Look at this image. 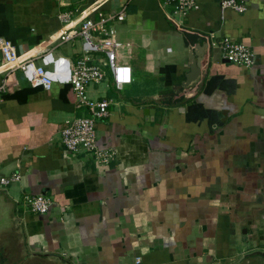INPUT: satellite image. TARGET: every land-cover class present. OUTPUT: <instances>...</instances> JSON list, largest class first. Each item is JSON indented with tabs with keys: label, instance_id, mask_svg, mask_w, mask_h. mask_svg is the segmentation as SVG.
<instances>
[{
	"label": "crops",
	"instance_id": "crops-1",
	"mask_svg": "<svg viewBox=\"0 0 264 264\" xmlns=\"http://www.w3.org/2000/svg\"><path fill=\"white\" fill-rule=\"evenodd\" d=\"M90 1L0 0V37L31 54L57 12ZM219 1L196 0L182 18L160 0L127 2L114 29L132 80L117 91L105 68L87 88L113 100L95 122L97 146L114 151L107 164L60 142L63 120L87 114L68 84L0 69V177L20 174L0 186V264H264L251 254L264 251V0H237L241 13ZM222 35L249 48L248 67L220 57L211 41ZM192 50L203 52L198 80L164 95ZM33 194L55 205L33 213Z\"/></svg>",
	"mask_w": 264,
	"mask_h": 264
},
{
	"label": "built area",
	"instance_id": "built-area-1",
	"mask_svg": "<svg viewBox=\"0 0 264 264\" xmlns=\"http://www.w3.org/2000/svg\"><path fill=\"white\" fill-rule=\"evenodd\" d=\"M129 0H92L77 8H68L56 13L58 28L46 40L37 43L36 52L26 54L9 40L0 37L1 71L18 70L31 86H45L54 81L68 84L73 92L74 106L84 108L86 115L63 120L59 130L62 146L71 152L84 151L93 155L100 164H107L114 158L111 148H100L96 144L95 122L109 115L110 97L91 98L87 88L99 84L105 78L104 69L109 73L111 86L121 90L131 80L129 64L117 58L122 43L115 38L114 24L119 22ZM170 6L179 17L198 8L196 0H160ZM220 9H231L237 13L245 10V5L237 0H220ZM212 39V34L209 36ZM79 44L76 57L72 60L54 54L56 46ZM217 45L220 57L227 62L248 67L251 64L249 48L232 36L222 35L211 41ZM4 82L0 92H4ZM20 174L13 172L0 177V186L18 181ZM24 202L29 211L36 214L48 212L55 201L43 194L26 195Z\"/></svg>",
	"mask_w": 264,
	"mask_h": 264
},
{
	"label": "water",
	"instance_id": "water-1",
	"mask_svg": "<svg viewBox=\"0 0 264 264\" xmlns=\"http://www.w3.org/2000/svg\"><path fill=\"white\" fill-rule=\"evenodd\" d=\"M196 46L199 47L200 45L199 46L196 45ZM202 58H203V52L201 54H198L195 50L190 51L188 54V63H187L188 70L187 72L184 73L183 80L179 84H175L172 87L171 92H169L168 94H164V95L170 96L171 94H178L182 87L194 85L195 81L198 80V76L200 73L199 66H200V61L202 60ZM154 99L158 100V97H154ZM142 112L145 115V117L148 115L152 116L154 112V108L144 107L142 108ZM145 119L147 120V118ZM251 254H257V255L264 256V251L256 250V251H253Z\"/></svg>",
	"mask_w": 264,
	"mask_h": 264
},
{
	"label": "rangeland",
	"instance_id": "rangeland-1",
	"mask_svg": "<svg viewBox=\"0 0 264 264\" xmlns=\"http://www.w3.org/2000/svg\"><path fill=\"white\" fill-rule=\"evenodd\" d=\"M63 45L68 46L69 44H63ZM63 45H62V46H63ZM76 47H77V46H75L74 49H76ZM69 48H71V47L69 46ZM71 49H72V48H71Z\"/></svg>",
	"mask_w": 264,
	"mask_h": 264
}]
</instances>
